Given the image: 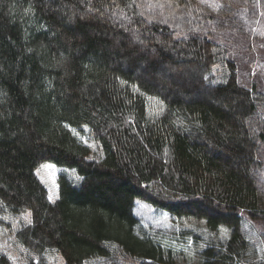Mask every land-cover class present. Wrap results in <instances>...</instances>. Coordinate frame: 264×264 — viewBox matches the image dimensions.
Here are the masks:
<instances>
[{"label":"trees","instance_id":"obj_1","mask_svg":"<svg viewBox=\"0 0 264 264\" xmlns=\"http://www.w3.org/2000/svg\"><path fill=\"white\" fill-rule=\"evenodd\" d=\"M197 15L194 0H0V223L29 215L28 264H177L138 201L197 224L182 233L198 264H264L244 229L264 222V94ZM45 162L63 170L54 201Z\"/></svg>","mask_w":264,"mask_h":264},{"label":"rangeland","instance_id":"obj_2","mask_svg":"<svg viewBox=\"0 0 264 264\" xmlns=\"http://www.w3.org/2000/svg\"><path fill=\"white\" fill-rule=\"evenodd\" d=\"M197 24L192 27L194 32L210 30L215 41L224 45L232 60L237 63L239 80L247 87L257 85L259 93L264 94V0H194ZM202 19V20H201ZM264 119V115L262 116ZM84 143L89 145L93 157L102 155L101 148L87 136V132L74 131ZM264 156V153H263ZM259 171V182L264 190V159ZM56 164L43 163L36 174L45 184L49 196L57 199L58 178L62 172ZM73 174V172H69ZM136 213L143 231L149 236L158 238L165 248L172 250L177 264H198L196 248L199 246L190 237L183 236V230L196 223L178 220L167 212L138 201ZM245 232L253 244L258 247V258L264 261V222L251 221L245 217ZM24 220V221H23ZM30 221L28 214L7 219V224L0 223V250L7 254L13 264H28L33 255L17 241V227ZM222 234L228 235L225 230ZM201 246V244H200ZM35 258V257H34ZM50 264H63L59 257H52ZM37 261V260H36Z\"/></svg>","mask_w":264,"mask_h":264}]
</instances>
